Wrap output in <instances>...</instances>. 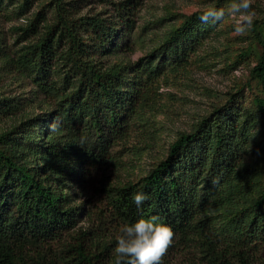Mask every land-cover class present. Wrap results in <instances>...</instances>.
Returning <instances> with one entry per match:
<instances>
[{"label": "trees", "instance_id": "16d2710c", "mask_svg": "<svg viewBox=\"0 0 264 264\" xmlns=\"http://www.w3.org/2000/svg\"><path fill=\"white\" fill-rule=\"evenodd\" d=\"M34 1L23 0L21 5ZM49 2L56 13L53 20L38 10L19 28L15 42L28 40L17 49L16 60L53 106H44L41 114L21 113L13 97L0 98V108L12 110L13 117L0 128V264H110L116 236L97 232L95 220L80 224L87 208L69 198L58 162L79 149L81 160L97 162L111 145L128 139L132 123L145 116L157 91L150 86L156 73L150 64L162 63L164 55L184 58L199 30L194 23L202 10L173 26L125 85L128 64L105 62L104 56L135 22L131 0L113 1L121 20L100 12L79 13L72 0ZM16 4L20 0H0V13ZM257 25L254 22L252 29L263 50L252 72L264 83V35ZM5 49L0 39V51ZM255 101L264 126V93ZM233 103L228 99L201 116L192 129L179 131L166 156L137 180L104 186L105 206L120 224L156 216L172 229L163 264H264V154L258 193L240 211L233 233L208 228L185 191L192 171L205 169V157L213 169L227 162L235 170L231 151L244 128L239 124L242 110ZM62 121L65 142L57 130ZM35 126L39 130L32 134ZM261 142L264 150V139ZM53 157L58 165L50 169ZM138 191L149 197L139 208L132 200Z\"/></svg>", "mask_w": 264, "mask_h": 264}, {"label": "rangeland", "instance_id": "374dc122", "mask_svg": "<svg viewBox=\"0 0 264 264\" xmlns=\"http://www.w3.org/2000/svg\"><path fill=\"white\" fill-rule=\"evenodd\" d=\"M22 1L0 13V39L6 46L5 51H0V98L13 97L19 104L18 112L41 114L44 106H53V102L36 89L30 73L20 69L16 60L17 49L28 40L15 42V39L22 32L19 28L34 18L38 10H44L47 21L53 20L56 13L49 0L34 1L27 6H22ZM113 1L116 0H72L79 13L100 12L121 20ZM227 2L131 0L129 8L135 22L105 54L104 60L128 64L126 85L132 71L145 65L144 58L164 42L173 26L181 25L189 14L203 10L209 4L223 7ZM252 3L257 12L254 22L264 35V0H252ZM234 22L230 18L222 26L214 27L197 18L194 24L199 30L184 58L178 60L164 55L162 63L150 64L156 72L150 86L157 91L145 107V116L132 123L128 139L111 145L106 157L97 162L81 160V149L58 162L63 169L60 182H65V190L71 192L69 198L87 208L80 224L88 226L95 220L97 232L108 237L117 236L123 225L109 214L105 206L104 186L137 180L146 174L166 156L179 131L192 129L201 116L231 98L235 101L233 104H238L242 110L239 124L244 128L231 151L230 161L235 170H231L227 162L213 169L209 157H205V169L197 167L192 171L191 181L185 183V191L208 228L219 234L236 231L240 211L246 203L253 201L259 189L264 126L262 115L255 110V97L264 93V83L252 72L263 47L253 29L244 36L236 35ZM10 112L12 110L0 108V128L13 119ZM43 124L45 122L41 121ZM38 130L39 127L35 126L31 133ZM57 130L61 142H65L64 121ZM25 146L28 147V142ZM53 158L50 169L58 165ZM176 257L180 259V253Z\"/></svg>", "mask_w": 264, "mask_h": 264}, {"label": "clouds", "instance_id": "9594fccd", "mask_svg": "<svg viewBox=\"0 0 264 264\" xmlns=\"http://www.w3.org/2000/svg\"><path fill=\"white\" fill-rule=\"evenodd\" d=\"M257 12L252 0H228L223 7L207 5L198 19L204 24L220 27L227 19H233L234 33L244 36L253 27ZM56 130V125L51 126ZM147 194L138 191L132 200L139 208L148 200ZM158 217L139 218L135 222L124 224L115 237L110 264H163V257L172 244L174 233Z\"/></svg>", "mask_w": 264, "mask_h": 264}]
</instances>
